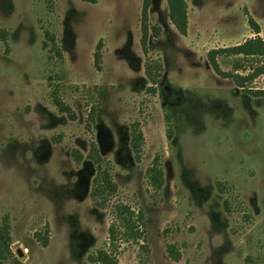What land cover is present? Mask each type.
I'll return each instance as SVG.
<instances>
[{
	"label": "rangeland",
	"instance_id": "rangeland-1",
	"mask_svg": "<svg viewBox=\"0 0 264 264\" xmlns=\"http://www.w3.org/2000/svg\"><path fill=\"white\" fill-rule=\"evenodd\" d=\"M185 1L181 35L151 0L144 47L143 0H0V264H264V62L209 56L264 40V0Z\"/></svg>",
	"mask_w": 264,
	"mask_h": 264
},
{
	"label": "trees",
	"instance_id": "trees-1",
	"mask_svg": "<svg viewBox=\"0 0 264 264\" xmlns=\"http://www.w3.org/2000/svg\"><path fill=\"white\" fill-rule=\"evenodd\" d=\"M169 8V18L172 24L175 26L176 30L181 35H187L188 32V6L185 0H166ZM151 4V0H143V9H142V16H143V24H142V45L144 47L147 46V39H148V27H147V16H148V10ZM255 34L257 35L254 39H248L243 44H240L235 47L225 48V49H217L210 52V60L214 67L218 69L217 59L216 57L218 55H224L227 57H241L243 58H251L254 60H259L261 62H264V40L259 37L260 29L255 26L254 30ZM100 46L101 43H99L97 47V52L95 53V62L98 64L100 63L102 59V54L100 52ZM257 74H264V66L261 65L260 67L255 70ZM254 72V73H255ZM255 74V75H257ZM231 76L232 74H228ZM253 76L251 78L248 77H242L240 75H235L234 77L242 80H250L253 79ZM264 94V91L262 92ZM141 134L133 133L132 137V145L133 148H137L140 144ZM148 179L150 181V184L159 189L162 186L163 183V173L159 169L158 164L154 163L153 166L148 171ZM114 189V185L108 177V175L105 172H100L98 176L95 179V186L94 190L92 192V196L94 198H101L105 193L110 192ZM117 214L119 218L120 225L124 228L123 236L126 237V239H138L139 238V231L137 229V223H138V217L134 216V213L131 212L129 207L126 206H118L117 207ZM110 231V240L115 241L118 238V235L120 232L117 231L115 225H112L109 229ZM9 246V236L7 230H0V247L2 250L4 248H8ZM1 250V252H2ZM167 252L169 256L175 260H180V254L177 252L175 245L171 244L167 246ZM2 256V253H0ZM95 262L100 264H118L117 261L112 259L109 255L106 253H100L95 258Z\"/></svg>",
	"mask_w": 264,
	"mask_h": 264
}]
</instances>
